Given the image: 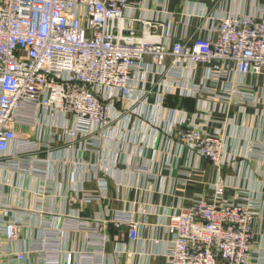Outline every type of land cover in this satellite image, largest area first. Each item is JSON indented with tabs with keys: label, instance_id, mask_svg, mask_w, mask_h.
I'll list each match as a JSON object with an SVG mask.
<instances>
[{
	"label": "crops",
	"instance_id": "crops-1",
	"mask_svg": "<svg viewBox=\"0 0 264 264\" xmlns=\"http://www.w3.org/2000/svg\"><path fill=\"white\" fill-rule=\"evenodd\" d=\"M129 4V17L170 24L173 42L216 37V24L224 17H264V0ZM191 71L141 75L137 101L109 103L110 127L89 137L71 140L64 134L74 125L71 115L52 120L38 113L31 122H19L18 140H39L40 148L13 159L15 167L0 166L5 220L21 225L17 240L5 249L27 252V264H43L40 254L49 264H68L69 256L71 264H167L169 216L199 199L211 202L213 186L222 180L226 199L247 204L236 197L240 194L254 206L251 264H264L262 79L233 75L215 83L206 67ZM232 85L252 87L253 97L226 94ZM188 125L222 138L221 169L179 141L177 128ZM87 196L95 199L85 201ZM114 217L134 221L137 238L130 237L127 225L117 226ZM100 223L104 228L98 233L94 228ZM45 241L46 253L31 251Z\"/></svg>",
	"mask_w": 264,
	"mask_h": 264
},
{
	"label": "built area",
	"instance_id": "built-area-1",
	"mask_svg": "<svg viewBox=\"0 0 264 264\" xmlns=\"http://www.w3.org/2000/svg\"><path fill=\"white\" fill-rule=\"evenodd\" d=\"M129 7V0H0V166L15 167L13 159L39 151V140H18L15 131L19 122H31L38 113L52 120L73 116L74 125L64 129L71 140L107 130L112 122L108 104L135 103L143 74L181 76L182 69L192 72L202 65L209 81L251 75L264 86L263 16L224 17L214 29L216 37L173 42L170 24L129 17ZM232 86L226 94L253 97L252 87ZM176 136L222 168L220 136L192 125L177 128ZM225 190L220 180L211 202L199 199L169 216L167 264H251L257 214L248 198L237 194L247 204L235 203L225 198ZM7 211L0 205V264H27V252L5 249L21 228L20 221L5 220ZM113 219L137 238L134 221ZM103 228L100 223L94 229L101 233ZM47 245L36 244L31 251L46 253ZM44 255L40 261L49 264Z\"/></svg>",
	"mask_w": 264,
	"mask_h": 264
}]
</instances>
